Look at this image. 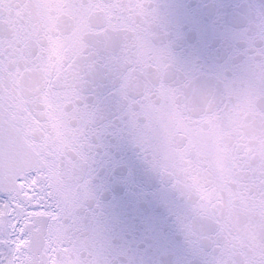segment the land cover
I'll list each match as a JSON object with an SVG mask.
<instances>
[{
  "label": "snow or ice",
  "instance_id": "1",
  "mask_svg": "<svg viewBox=\"0 0 264 264\" xmlns=\"http://www.w3.org/2000/svg\"><path fill=\"white\" fill-rule=\"evenodd\" d=\"M0 264H264V0H0Z\"/></svg>",
  "mask_w": 264,
  "mask_h": 264
}]
</instances>
